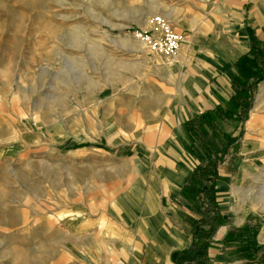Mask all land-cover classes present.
<instances>
[{
	"label": "rangeland",
	"instance_id": "374dc122",
	"mask_svg": "<svg viewBox=\"0 0 264 264\" xmlns=\"http://www.w3.org/2000/svg\"><path fill=\"white\" fill-rule=\"evenodd\" d=\"M156 13L152 0H0V264H47L46 247L17 242L32 241L33 223H75L84 216L65 210L81 200V159L125 161L140 148L137 153L149 162L164 151L158 142L179 133L185 153L175 147L179 157L198 163L186 149L191 141L183 123L191 118L177 119L174 101L156 95L157 67L176 55L158 58L146 47L129 45L141 43L130 36V27ZM230 72L233 67L226 71L229 82ZM263 83L264 78L257 83L243 121L217 123L236 137L235 150L217 170L234 175L236 161L246 159V176L261 183L257 196L264 193L258 178L264 164L247 162L264 161V98L252 137L246 122ZM244 139L250 140L246 151ZM199 143L194 140V148ZM181 197L195 216L189 218L201 217L195 196Z\"/></svg>",
	"mask_w": 264,
	"mask_h": 264
},
{
	"label": "crops",
	"instance_id": "0c3cea01",
	"mask_svg": "<svg viewBox=\"0 0 264 264\" xmlns=\"http://www.w3.org/2000/svg\"><path fill=\"white\" fill-rule=\"evenodd\" d=\"M152 1L156 14L185 40L173 60L157 67L161 78L156 95L174 101L171 113L177 119H192L232 94L226 71L249 50L247 28L264 42V0ZM258 92L250 119L256 114L259 125L264 83ZM154 93L149 90L148 95L154 97ZM179 137L176 133L158 142V149L164 151L149 162L137 153L140 148L126 163L81 159L80 174L85 182L81 200L69 203L65 210L70 216H84L75 223H33L32 241L17 243L46 247L47 264H175L170 255L189 247V217L195 218L179 193L195 166L189 167L187 160H194L187 154L179 157L177 147L184 153ZM167 149L175 156L168 158ZM249 160L251 166L264 164L256 157ZM237 162L246 164V159L236 161L234 175L231 170H217L214 200L223 221L210 237L206 264H264V202L255 197L261 183L257 186L248 174H240ZM129 165L132 171L127 169ZM113 182L117 183L114 187ZM248 187L259 190L252 188L255 194L249 197L239 192ZM102 188L104 193L99 192Z\"/></svg>",
	"mask_w": 264,
	"mask_h": 264
},
{
	"label": "trees",
	"instance_id": "16d2710c",
	"mask_svg": "<svg viewBox=\"0 0 264 264\" xmlns=\"http://www.w3.org/2000/svg\"><path fill=\"white\" fill-rule=\"evenodd\" d=\"M247 33L249 50L235 60L234 72H230L232 94L213 108L204 110L183 123L187 138L191 141L186 146L187 152L194 156L198 163L189 173L179 193L183 197L195 196L197 211L202 214L201 217L190 221L189 247L171 253L170 258L175 264H206L205 254L210 246V237L223 221L214 200V182L218 165L235 150L233 143L236 137L221 131L217 123L223 120L243 121L251 106L255 87L264 78V43H259L249 28ZM209 129L210 134L207 131ZM207 135L209 137L202 141V137ZM216 136L221 140H216ZM194 140L200 141L199 146L195 148ZM194 179H199L201 184H194ZM204 197L207 202L203 200ZM229 234L230 232L227 233Z\"/></svg>",
	"mask_w": 264,
	"mask_h": 264
},
{
	"label": "built area",
	"instance_id": "2783aa9c",
	"mask_svg": "<svg viewBox=\"0 0 264 264\" xmlns=\"http://www.w3.org/2000/svg\"><path fill=\"white\" fill-rule=\"evenodd\" d=\"M129 34L143 43L152 56L164 59L174 57L184 39L160 14L151 15L142 25L130 27Z\"/></svg>",
	"mask_w": 264,
	"mask_h": 264
},
{
	"label": "bare ground",
	"instance_id": "6f19581e",
	"mask_svg": "<svg viewBox=\"0 0 264 264\" xmlns=\"http://www.w3.org/2000/svg\"><path fill=\"white\" fill-rule=\"evenodd\" d=\"M183 42H185V40L183 39ZM183 42H182V44H183ZM140 43V42H139ZM181 44V45H182ZM130 46H132V47H142L143 48V50L145 49V45L143 44V43H140L139 45H136V43L133 41L132 43H130L129 44ZM199 90V87L197 86L196 87V91H198ZM263 95V94H262ZM261 95V96H262ZM264 97V96H263ZM256 110V109H255ZM257 124V118H256V114H252V116H251V119H250V121L247 123V129H248V132H247V138L248 137H252V131L254 130V127H255V125ZM249 142H250V140L249 139H245V141H244V151H246V149H247V146L249 145ZM186 159V158H185ZM188 161V164H189V167L192 165V163L189 161V160H187ZM238 167H239V171H240V174H242V175H245V174H248V166L246 165V164H243V162H238ZM185 171V170H184ZM183 173H181V175H182ZM261 177H263V182H262V188L264 187V175L262 176V174L261 175H259L258 176V178H261ZM247 179V178H246ZM242 184V183H241ZM240 186V185H239ZM247 186H248V184H247ZM253 187H248V188H246L245 190H241V191H239V192H243V195H245L246 197H249L250 196V194L252 195L253 194V191L251 190ZM242 189V188H241ZM242 197V196H241ZM243 199H245V198H243ZM258 199V201H260V203H263L264 202V193H263V196H256V200ZM258 201H256V202H258ZM244 202V201H243ZM253 203V202H252Z\"/></svg>",
	"mask_w": 264,
	"mask_h": 264
}]
</instances>
